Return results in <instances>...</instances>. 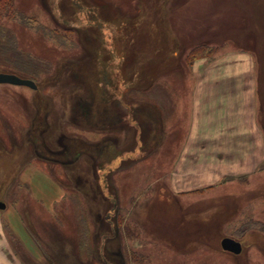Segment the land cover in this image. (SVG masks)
Wrapping results in <instances>:
<instances>
[{
	"label": "rangeland",
	"instance_id": "rangeland-1",
	"mask_svg": "<svg viewBox=\"0 0 264 264\" xmlns=\"http://www.w3.org/2000/svg\"><path fill=\"white\" fill-rule=\"evenodd\" d=\"M14 2L19 16L2 17L0 9V70L32 78L40 91L0 84V196L14 179V166L19 162L16 153L2 150L19 151L24 158L30 147L23 142V131L38 99L49 100V119L60 125L49 128L46 137L51 134L50 141L58 135L56 130L94 148L115 140L124 145L130 139L129 127L113 132L94 122L74 127L68 120L67 107L73 98L92 107L99 102L93 91H88L89 79L74 78L87 61L99 65V83L108 85L120 101L130 99L148 107L149 111H137L140 121L146 117L144 113L155 115L158 121L141 127L147 140L142 150L113 156L101 177L105 193L106 183L115 190L121 244L137 252L132 257L136 264H264V0ZM126 15L128 20L123 17ZM202 43L211 47L212 53L185 61L190 47ZM106 57L108 63L102 65ZM122 65L133 84L123 95L126 83L118 76ZM109 81L118 88L113 89ZM196 88L212 89L213 97L222 89L241 98L248 93L249 106L239 104L247 111L246 118L220 119L233 126L215 143L203 136L193 138ZM231 107L235 111V105ZM129 114L132 124L128 125L138 130L133 113ZM253 118L256 133H251ZM219 122L213 121L212 126ZM34 157L24 161H33L63 188V199L55 209L57 218L32 212V208L36 212L46 208L33 204L30 198L26 206L17 207L27 195L12 185L9 189L15 192L4 198L6 204L21 214L29 210L38 217L32 220V227L46 245L49 238L65 234L73 253L86 257L98 224L88 200L78 190L81 181L71 172L80 168L82 176L87 158L67 166ZM84 229L89 230L88 238L83 236ZM10 231L8 227L11 236ZM223 237L241 242L242 251L235 255L222 250ZM109 246L112 249L115 244ZM23 253L21 257L26 259Z\"/></svg>",
	"mask_w": 264,
	"mask_h": 264
},
{
	"label": "flooded vegetation",
	"instance_id": "flooded-vegetation-1",
	"mask_svg": "<svg viewBox=\"0 0 264 264\" xmlns=\"http://www.w3.org/2000/svg\"><path fill=\"white\" fill-rule=\"evenodd\" d=\"M90 10V9H89ZM98 54H102L101 52H98ZM103 56V54H102ZM104 63H108V57H106L102 61V65ZM71 62H69V65ZM84 66L86 68H81L80 71L75 72L76 75L74 78L77 79V77H80L83 79H89L91 89L93 91V94L96 95L97 101H99L97 104H95L93 107L89 102H87L88 106L83 102L81 98L72 99V103L67 107V113H68V120L71 121V125L74 127L76 125L81 126V124L86 123H93L94 125H99V128H104L108 131H121L124 129V127H129L132 131L130 133V139H127V143L121 144V141L115 140L112 141V143L107 142L105 143V146H97L94 148V146H91L86 141H82L81 139H74L67 134L65 131L58 132L57 130L54 132L58 134L52 141L48 139L51 134L46 137V134L49 133V128L52 126L59 128L56 126L57 123H53L49 119V114L47 113L43 116L39 115V106L34 104V111L27 122V128L23 131V142L27 144L30 149H27L28 151L25 153L24 158H20L22 154L17 152H11L2 150V152L6 154H15L14 157L19 159V162L14 166L15 171H20L21 167L31 161H24L28 156L34 155V160L36 159H42V161H45L46 163H55V164H63V165H77L78 161L81 159V157L85 156L88 160L87 166L84 173H82L81 176V170L80 168H77L71 174L80 180V193H82L86 199L89 202V209L93 211L94 218L98 224V227L95 228L96 233V239L97 243L99 241V238H104V254L106 252V256L110 259L113 257V255H110L107 251V246L110 243L115 244V246L112 249H116L118 245V233L120 232L119 227V220H120V204L119 200L116 197V193L114 188H112L107 183L106 185V191L104 192L101 185V177H104L103 175V169H107V165L111 162L113 159V156H120L117 154H127L134 153L136 150L141 149L142 146L145 143L146 135L141 130V127L143 125L147 126L146 123H149L151 121H157L155 118V115H146V117H143V119L146 122L140 121V117L136 116L137 111H149L147 110V106L140 104V102L133 101L130 99H126V103L120 101L119 97L116 96V93L109 88L108 85L105 87H102L99 83V65H89L87 61H85ZM68 65V66H69ZM71 69V67H69ZM118 70V69H117ZM120 71L122 73H119L118 76L120 81H124L126 84L125 91L123 94L129 93V90L133 87V84L130 83L129 79L131 78L129 75L130 73H127L128 71L124 69L123 65L122 68H120ZM3 72V71H0ZM5 72V71H4ZM8 72V71H6ZM132 75L133 72L131 73ZM125 76V77H124ZM127 76V77H126ZM25 77V76H24ZM30 78V77H27ZM32 79V78H30ZM35 83V81H34ZM129 83V84H128ZM84 86L87 85V82H81ZM110 85L113 86V89L118 88V84H114L113 82L109 81ZM128 84V85H127ZM36 88H30L34 91H40L38 89V84L35 83ZM105 88V90L101 89ZM134 89V88H133ZM102 91V94L101 92ZM101 94V95H99ZM141 107H144L146 110H143ZM51 109V108H50ZM66 110V109H65ZM90 110V111H89ZM51 112V110H50ZM88 112V114L86 113ZM89 112H92L91 115H89ZM129 113H133V119L139 129L137 130L136 126H129L128 124H132L131 117ZM51 115V114H50ZM137 121V122H136ZM148 121V122H147ZM158 122V121H157ZM62 123V122H61ZM55 128V129H56ZM127 128V129H129ZM135 129V130H134ZM53 133V132H52ZM155 130H153L152 138H156L155 136ZM149 141V140H148ZM97 144V143H96ZM95 144V145H96ZM136 144V145H135ZM138 145V146H137ZM138 147V148H136ZM130 151V152H129ZM124 157V156H123ZM15 159V160H17ZM105 161L108 162V164H105ZM33 162V161H32ZM0 169V174H1ZM3 172V171H2ZM18 173V172H17ZM83 178L81 180V178ZM107 177V173L106 176ZM105 181L107 182V179L105 178ZM6 191L1 193L0 199L5 198V194H3ZM94 220V221H95ZM99 245V243H98ZM99 247V246H98ZM111 248L110 246H108ZM105 258L107 259V257ZM108 258V260H110ZM111 262V260H110ZM117 263V262H116Z\"/></svg>",
	"mask_w": 264,
	"mask_h": 264
},
{
	"label": "crops",
	"instance_id": "crops-1",
	"mask_svg": "<svg viewBox=\"0 0 264 264\" xmlns=\"http://www.w3.org/2000/svg\"><path fill=\"white\" fill-rule=\"evenodd\" d=\"M226 76L231 77V75ZM211 91L212 89L208 88H206V92L204 91V88H196L194 91L190 136L193 138L203 136V140L215 143L217 142L215 140L219 139L217 137L225 135V132H229V128H232L233 126L231 124L219 122L220 119L225 120L228 117L227 119L232 120L233 116L236 121H240L242 120L241 116L245 117V115H247V111L239 108V104L244 102V107L249 106V94L245 93L241 98L238 94H231V90L222 89L221 91L216 90L214 93L215 96L213 97ZM228 91L229 93L227 95ZM233 104L235 105V111H232L231 109ZM213 106L217 108H213ZM212 108L214 110H212ZM212 111H214V113ZM221 112H223V114L218 115V113ZM213 121L219 123L212 126ZM218 125H223V127L217 128ZM26 128L27 126L25 129ZM238 132V135H240L241 132L237 131L236 133ZM251 133H256L254 118ZM252 136L254 137L255 135ZM218 142L222 141L218 140ZM41 181L43 182L40 183ZM10 183L11 184L5 188V197L9 192H11L9 195H12L13 192H15H12V189H9L11 185L18 189L22 188V192L19 193L22 194L23 191H25V194L27 195L26 198L24 196L21 198L20 202L16 204L17 207L21 208L26 206L25 204L27 200H29L28 198H30L29 201L33 204H41L44 209L46 208L45 211L39 210L37 212L34 210L35 208H32V212L37 213V215L40 212H44L45 214H51V217L57 218L55 215V209L63 199V188L58 182L53 180L49 174L40 170L34 162H28L21 167L20 171L17 170L14 179ZM53 192L55 193V197H49ZM14 200L12 203H14ZM15 201H18L17 197ZM35 218L38 217H33L29 210H25L21 214L14 208V206L8 204H6L4 209H0V264H136L135 259L132 257L134 252H137L127 247V245L123 243L121 244L122 238L120 237V232L118 233L117 248L111 249L108 247L109 245L107 246V251H111L113 255L111 259L106 256V253L104 254L103 250L105 243L103 237L99 238V247L97 246L99 252L96 254L90 251L86 257L82 258L81 253H78L79 256L73 253L71 241L69 240V237L67 239L65 234L49 238L50 244L46 245L41 238V235H39V232L36 233L33 230L35 226L32 227V220ZM8 227L11 230V236L8 232ZM23 250L25 251L26 259L21 257L22 255L25 256ZM105 256L109 258L111 262L106 259ZM66 258H68L67 262ZM169 264H184V262L173 261Z\"/></svg>",
	"mask_w": 264,
	"mask_h": 264
},
{
	"label": "trees",
	"instance_id": "trees-1",
	"mask_svg": "<svg viewBox=\"0 0 264 264\" xmlns=\"http://www.w3.org/2000/svg\"><path fill=\"white\" fill-rule=\"evenodd\" d=\"M14 3H15L14 0H0V9L2 10V17H5V18H14L17 15L19 16V14L17 13L18 12L17 11V8L15 7V4ZM123 17L128 20V16L127 15L126 16H123ZM212 51H213L212 48L209 47L208 45H206L205 43L197 44V45L194 44V45H192V47H190V49L186 53L185 61H187L188 59H191L192 61H194L196 59L205 58L208 55H210L212 53ZM0 71H3V70H0ZM7 71L18 74L14 70H7ZM18 75H20V74H18ZM54 75H55V73H54ZM20 76H22V75H20ZM57 79H60V77L57 78ZM38 87H39V83H38ZM88 91H89V89H88ZM88 91H87V94H90ZM34 104L37 105V106H39L38 111H39V115L40 116H43V115H45L47 113L52 114V112H50L51 109L49 108V100H47V99H40L39 100L38 99L37 101H35ZM50 114H49V116H50ZM3 194H5V192ZM81 223H82V220H81ZM88 231L89 230H85L83 232V236H85V238H88V234H89V233H87ZM91 239H92V247H91V249L89 247L87 250H89L88 252H90V250H91V252L97 254L99 252L97 246H99V245H97L98 243H97L95 231L92 232ZM86 242L88 243V241H86Z\"/></svg>",
	"mask_w": 264,
	"mask_h": 264
},
{
	"label": "water",
	"instance_id": "water-1",
	"mask_svg": "<svg viewBox=\"0 0 264 264\" xmlns=\"http://www.w3.org/2000/svg\"><path fill=\"white\" fill-rule=\"evenodd\" d=\"M7 83L18 86H26L30 88H36V85L32 79L21 77L11 72H0V84ZM6 204L0 201V209H4ZM220 246L223 250L230 251L234 254L241 252V243L231 237H223L220 241Z\"/></svg>",
	"mask_w": 264,
	"mask_h": 264
}]
</instances>
